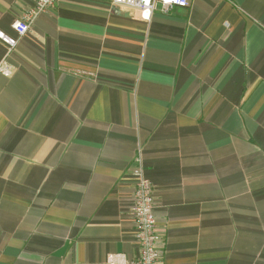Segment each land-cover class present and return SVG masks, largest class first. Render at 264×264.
<instances>
[{"label":"crops","instance_id":"1","mask_svg":"<svg viewBox=\"0 0 264 264\" xmlns=\"http://www.w3.org/2000/svg\"><path fill=\"white\" fill-rule=\"evenodd\" d=\"M35 4L0 0V264L135 259L138 157L160 264H264V0H55L19 36Z\"/></svg>","mask_w":264,"mask_h":264},{"label":"built area","instance_id":"2","mask_svg":"<svg viewBox=\"0 0 264 264\" xmlns=\"http://www.w3.org/2000/svg\"><path fill=\"white\" fill-rule=\"evenodd\" d=\"M55 0H36L33 8L28 10L21 19L13 23L16 33L21 36L27 33L35 17L48 10ZM117 5L135 8L140 17L149 20L154 10L163 13L169 12L174 7H187L189 0H112ZM0 40L9 48L16 45V39L0 31ZM0 72L4 75L11 74V69L4 62L0 64ZM135 182L133 189V205L131 217L134 222V238L138 245V256L132 260H124L123 264H160L162 257V238L157 226L154 206L155 197L151 181L146 177L140 157L132 171ZM109 261H113L109 256Z\"/></svg>","mask_w":264,"mask_h":264}]
</instances>
